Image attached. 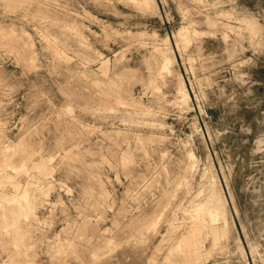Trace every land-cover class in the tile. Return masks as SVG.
Wrapping results in <instances>:
<instances>
[{
	"label": "rangeland",
	"instance_id": "obj_1",
	"mask_svg": "<svg viewBox=\"0 0 264 264\" xmlns=\"http://www.w3.org/2000/svg\"><path fill=\"white\" fill-rule=\"evenodd\" d=\"M0 264H264V0H0Z\"/></svg>",
	"mask_w": 264,
	"mask_h": 264
},
{
	"label": "bare ground",
	"instance_id": "obj_2",
	"mask_svg": "<svg viewBox=\"0 0 264 264\" xmlns=\"http://www.w3.org/2000/svg\"><path fill=\"white\" fill-rule=\"evenodd\" d=\"M248 21V23H249V26L250 27H253V26H255V30H256V25H254L253 24V22H250V20H247ZM251 30V29H250ZM252 30H254V29H252ZM220 202V201H219ZM215 203H218L217 201L215 202ZM210 205V204H209ZM209 205H208V207H209ZM213 207V206H212ZM215 207V206H214ZM217 208V207H216ZM214 209V208H213ZM218 209V208H217ZM220 210V209H219ZM218 211V210H217ZM208 213L211 215V211H208ZM217 214V213H216ZM218 215V214H217Z\"/></svg>",
	"mask_w": 264,
	"mask_h": 264
}]
</instances>
